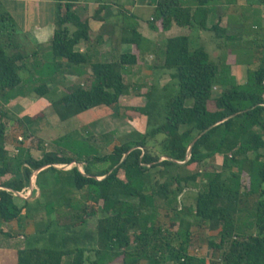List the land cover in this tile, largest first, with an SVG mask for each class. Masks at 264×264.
<instances>
[{"label": "trees", "instance_id": "16d2710c", "mask_svg": "<svg viewBox=\"0 0 264 264\" xmlns=\"http://www.w3.org/2000/svg\"><path fill=\"white\" fill-rule=\"evenodd\" d=\"M214 1L156 0L147 27L167 31L172 26L198 25L221 37L225 30L219 20L206 26L208 6ZM249 1L264 5V0ZM54 3L51 62H44L39 70H46L49 76L33 92L44 96L51 75L57 71L72 75L70 67L81 66L87 69L90 87L70 85L51 104L54 111L65 120L90 109L115 107L119 98L129 93L125 68L138 64L144 55L140 20L131 12L133 0ZM90 4L95 5L91 11ZM113 5L119 36H113L115 42L107 57L92 60L88 50L81 51L80 47L90 41L92 22H101L100 32L106 28ZM17 33L15 20L0 0V98L21 84L20 73L29 72L27 59L39 53L27 51V38ZM120 44L131 45L132 51L121 53ZM163 54L158 67L173 79L174 90L161 94L152 85L145 94V104L131 108L146 117L144 132H130L103 155L91 143L93 138L75 139L69 134L64 145L71 156L57 151L45 152L39 159L28 156L20 171L13 173L5 161L6 112L0 105V222H17L24 214L27 208L18 201L27 200L13 191L22 192L33 172L46 166L36 174L35 184L45 180L46 172L52 173L51 185L41 188L38 197L44 199L47 216L57 209H72V218L78 219L69 222V216L58 212L37 232L34 244L18 250L17 264H62L67 256L71 257L70 264H108L115 260L123 264H264V59L244 83L231 84L232 77L222 74L225 68H218L220 61H211L202 47L191 48L188 35L168 38ZM222 83L230 86L213 97V88ZM197 136L188 154V146ZM217 155L222 156L221 169L206 174L205 189L196 192L193 212L182 205L172 210L166 227L150 224L154 200H167L172 185L180 192L186 189L199 177L198 171L188 167ZM72 163L80 164L82 170L79 166H54ZM96 165L106 167L96 170ZM172 167L182 172L170 176ZM243 173L249 178L247 188L241 181ZM250 198L254 200L247 208ZM95 204L101 206L104 215L90 228L88 219L100 212L93 208ZM74 211L78 213L74 215ZM190 214L194 225L187 219ZM205 231L210 233L206 238L208 255L192 254L195 238Z\"/></svg>", "mask_w": 264, "mask_h": 264}, {"label": "rangeland", "instance_id": "374dc122", "mask_svg": "<svg viewBox=\"0 0 264 264\" xmlns=\"http://www.w3.org/2000/svg\"><path fill=\"white\" fill-rule=\"evenodd\" d=\"M250 2L251 1H249V3ZM248 5L250 6L251 4ZM243 6L239 5V8H237V11L242 13L240 17L237 13L233 12V15L230 17V24L225 26L226 32L222 33L221 37L216 36L214 31L200 29L198 25H194L193 28L172 26L167 31H152L147 27V19L139 21L143 36L142 50L144 55L138 64L129 66L124 70V81L130 85L129 93L121 96L115 107H105L96 110L90 109L77 113L65 120L60 118L51 104L61 98L72 84H78L83 88H89L91 81L90 76L87 73V69L81 66L70 67V71L72 72L71 76L66 72L61 75L57 71V73L53 76L51 75V78L46 81L49 91L44 96L36 95L35 92H33L34 87L38 86L49 76L46 70L43 72L39 71L41 65L46 61L51 62L49 43L47 42V44L38 46L35 50L39 49V53L29 57L26 61V67L31 73L27 71L21 72L20 75L23 77L21 84L0 98V105L6 112V117L3 119V122L6 124L4 145L7 147L6 149L8 152L5 161L9 162L11 171L13 173H18L21 163L28 156L39 159L45 152L49 151H57L71 156L72 153L64 145V137L69 134L75 139L78 137L93 138L91 139V143L99 148V154L103 155L111 150L114 143L123 140V137L130 132H144L146 128V117L133 112L131 108L140 107L145 104V94L152 85H155L157 87V92L161 94H169L175 87L173 79L170 78L169 74L166 72L164 73L158 67L163 63V53L168 38L182 34L188 35L191 48L202 47L209 54L211 61L217 62V64H219L218 61H220L218 68H225L222 74L224 75L226 72L228 77H232V80H230L231 84L244 83L249 78V75L258 67L261 62L260 60L262 58L264 59V20H261L260 11L253 10V8L246 9L245 11L243 9L247 7L245 5ZM208 9L209 13H218L214 5H209ZM209 13H207V20L209 18ZM148 17L149 16H147V18ZM18 34H20V32L17 33V35ZM114 34V36L118 38L119 31ZM18 37L22 38L20 36ZM90 44L91 48L96 47L95 44ZM121 45L122 44H120L118 48L122 53L124 49ZM94 48L93 50L90 49L89 52L92 60H103L108 55V53L104 54V52L95 54ZM129 48L131 51L132 46ZM26 50L32 52L34 48L28 45L26 46ZM229 86V84H217L212 91L213 97L219 95L221 91L227 89ZM104 134H107L108 138L103 137ZM152 143L153 141H151L150 144ZM221 165L222 156L217 155L211 159L205 160L198 166L192 165L188 167L191 171H198L199 177L181 192L175 185H172L171 193H169L167 200L156 198L154 200V206L150 208V224L159 223V225L166 227L172 215V210L182 205L189 208L190 212H193L196 192L205 189L206 174L220 170ZM58 166H64V169H70L75 165L72 163ZM78 166L79 169L82 170L81 165L79 164ZM105 167L106 165H96L95 169L102 170ZM177 172L182 171L176 167H172L169 174L172 176ZM34 173L35 172H33V177ZM45 174L46 178L41 184H35V179L33 178L34 182L32 179V190L34 189V195H30L31 191L28 187L26 188L27 192L25 191L20 194L23 197L29 196V198L31 197L32 199L36 194L38 195L41 188L44 189L51 185L52 173L49 171ZM1 180L2 178H0V182ZM241 181L247 188L249 185V178L246 173L242 174ZM28 191L30 192L28 193ZM43 200V198H39L38 201H25L24 203L19 200L18 203L25 205L29 212L27 210L23 211L24 214L20 216L17 222H12L10 224L0 222V227L9 228V230L16 234L14 228L16 224H18L23 225L25 228L30 226L35 232V229H38L39 226L44 229L45 224L53 220L58 212L61 216H69V222L78 220L75 216L72 218V209H67L65 210L66 212L62 209H57V211L51 212L50 217L47 216L46 208L44 204H42ZM253 200L254 198H250L246 206L247 208L250 207V202ZM92 206L93 208H98V210L101 208L100 205L96 204ZM77 213L78 211H74V215ZM103 215L104 214L100 210L98 217L96 216L95 218L88 219L87 225L90 228H94L97 218L103 217ZM241 218L244 219L245 215H242ZM187 219L190 220L193 225L196 222L192 214L187 216ZM65 221L64 218L63 222ZM31 228L26 229L28 235L32 234L29 230ZM51 230H53V228ZM195 230L194 228L193 232H195ZM19 231H23V229L19 228ZM198 231L200 232L199 229ZM208 236H210V233L208 234L206 231L204 234H198L190 252L197 256L206 257L209 253V246L206 244V238H208ZM15 239L23 241L19 239V236H15ZM29 242L33 243L31 239H29ZM23 246H27L25 242H23Z\"/></svg>", "mask_w": 264, "mask_h": 264}, {"label": "crops", "instance_id": "0c3cea01", "mask_svg": "<svg viewBox=\"0 0 264 264\" xmlns=\"http://www.w3.org/2000/svg\"><path fill=\"white\" fill-rule=\"evenodd\" d=\"M156 0H133V4L131 7V12L134 13L137 18L141 21L145 19H150L151 14L153 12L154 6H155ZM2 3L4 4L5 8L9 11V13L12 15L13 19L15 20L17 24L18 31L20 32V35L22 37L27 38V46L30 45L34 48V50L40 46L41 44H47L51 40L52 34H53V21L55 16V3L54 0H2ZM245 5L247 8H244L243 10L246 11V9H252L260 11L261 14V20H264V5H258V4H251L250 7L247 2V0H237L234 2H226L225 0H215L211 5H214V8L218 10V13L212 14L209 13L208 9V20L206 16V26L210 27L218 20L220 21V26H223L222 28L225 29V26H228L230 24L231 16L234 13H237V15L240 17V11H237L238 6ZM91 6H95L94 4H90L89 11H91ZM244 7V6H243ZM242 7V8H243ZM216 10V11H217ZM239 10V9H238ZM242 10V9H241ZM110 13H113V16H111L107 22L106 28L100 32V24L101 22H92L91 23V30H90V41L86 45H81L80 50L85 51L88 50V53L90 52L91 44H95L94 52L95 54L98 52H104V54L108 53L111 50V47L114 45V33H118L120 30L119 26H116V7L113 5V7L110 9ZM104 15V11L101 12L100 16ZM147 16H149L147 18ZM223 22V23H222ZM143 24V22H142ZM223 24V25H222ZM113 25V26H112ZM254 27V26H253ZM226 32V31H225ZM228 37V36H227ZM120 46V45H119ZM131 45L128 44H122L121 47L124 49L122 50V53L125 52H131L130 47ZM38 51H40L38 49ZM107 55V56H108ZM106 56V57H107ZM30 72V71H29ZM31 73V72H30ZM71 76V75H70ZM5 148H7L5 146ZM7 150V149H6ZM35 186V185H34ZM31 193L30 195H34V189L29 188ZM39 197L36 194L35 197L31 199L29 196L25 197L27 201H36ZM32 212V211H31ZM37 223V222H36ZM35 223V224H36ZM10 224V223H9ZM44 224V223H43ZM48 223L45 224V227ZM44 226V225H43ZM6 228V227H5ZM1 228L0 227V264H17V252L18 250H21L25 248L26 246H23V242H25V245L28 246V244H32L29 242V239L33 242V244L37 241L36 234L37 232L43 230L42 228L32 229L30 226H27L26 228L23 225L16 224L15 226V233H13L9 228ZM20 229H23V231H19ZM31 228L30 233L31 235L27 234L26 229ZM29 232V231H28ZM15 236H19V239L23 241H18L15 239ZM71 257H65L62 261V264H70ZM108 264H123L119 262L118 260L111 261ZM164 264H173L172 262H166Z\"/></svg>", "mask_w": 264, "mask_h": 264}, {"label": "water", "instance_id": "95a60500", "mask_svg": "<svg viewBox=\"0 0 264 264\" xmlns=\"http://www.w3.org/2000/svg\"><path fill=\"white\" fill-rule=\"evenodd\" d=\"M199 136H200V135H199ZM199 136L195 137V138L190 142V144H189V146H188V149H187L188 154L191 153L192 146H193V144L195 143V141L197 140V138H198ZM177 163L181 164V163H184V162H177ZM74 165H75V166H78L77 163H74ZM54 166H55L56 168H64V166H63V167H60V166H58V165H54ZM46 167H47V166H46ZM46 167H42V168H40V169L34 171V172H35V173H34V177H33V175H32V178L35 179V178H36V174H37L39 171H41V170H43L44 168H46ZM30 185H31V183L29 184V186H30ZM0 189H3V187L0 186ZM7 190L10 191V189H7ZM13 194H14L15 196H18V197H21V198H24V199H25V197H23V196L20 194V192L13 191Z\"/></svg>", "mask_w": 264, "mask_h": 264}, {"label": "built area", "instance_id": "2783aa9c", "mask_svg": "<svg viewBox=\"0 0 264 264\" xmlns=\"http://www.w3.org/2000/svg\"><path fill=\"white\" fill-rule=\"evenodd\" d=\"M20 139V138H19ZM32 179L33 178H31V181H30V183H31V185L30 186H28V188H32ZM33 182H34V179H33ZM26 191V188L22 191V192H20V193H23V192H25ZM27 192V191H26ZM30 191H28V193H29ZM25 197V196H24Z\"/></svg>", "mask_w": 264, "mask_h": 264}]
</instances>
